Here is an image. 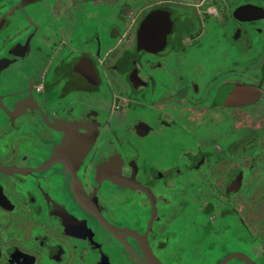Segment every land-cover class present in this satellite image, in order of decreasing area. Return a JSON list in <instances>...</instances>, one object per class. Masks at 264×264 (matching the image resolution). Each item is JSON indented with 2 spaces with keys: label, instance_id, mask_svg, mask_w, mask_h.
<instances>
[{
  "label": "flooded vegetation",
  "instance_id": "1",
  "mask_svg": "<svg viewBox=\"0 0 264 264\" xmlns=\"http://www.w3.org/2000/svg\"><path fill=\"white\" fill-rule=\"evenodd\" d=\"M0 264H264V0H0Z\"/></svg>",
  "mask_w": 264,
  "mask_h": 264
},
{
  "label": "rangeland",
  "instance_id": "2",
  "mask_svg": "<svg viewBox=\"0 0 264 264\" xmlns=\"http://www.w3.org/2000/svg\"><path fill=\"white\" fill-rule=\"evenodd\" d=\"M133 1H135V0H133Z\"/></svg>",
  "mask_w": 264,
  "mask_h": 264
}]
</instances>
